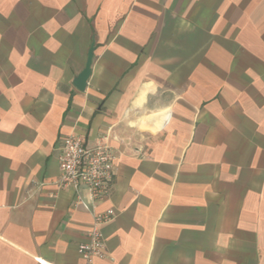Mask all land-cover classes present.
<instances>
[{
    "label": "crops",
    "instance_id": "0c3cea01",
    "mask_svg": "<svg viewBox=\"0 0 264 264\" xmlns=\"http://www.w3.org/2000/svg\"><path fill=\"white\" fill-rule=\"evenodd\" d=\"M71 134L115 156L93 264H264V0H0V264L82 263Z\"/></svg>",
    "mask_w": 264,
    "mask_h": 264
},
{
    "label": "built area",
    "instance_id": "2783aa9c",
    "mask_svg": "<svg viewBox=\"0 0 264 264\" xmlns=\"http://www.w3.org/2000/svg\"><path fill=\"white\" fill-rule=\"evenodd\" d=\"M58 177L56 185L60 189H72L74 204L83 203L91 213V224L87 241L77 246L81 264H93L95 259L105 257L103 227L111 222L116 212L109 208L102 213L95 212V203L108 198L114 176L115 156L107 137L96 140L92 146L83 144L75 134L64 136L58 145ZM82 190L88 192L84 199Z\"/></svg>",
    "mask_w": 264,
    "mask_h": 264
},
{
    "label": "water",
    "instance_id": "95a60500",
    "mask_svg": "<svg viewBox=\"0 0 264 264\" xmlns=\"http://www.w3.org/2000/svg\"><path fill=\"white\" fill-rule=\"evenodd\" d=\"M93 43L91 44L89 50H88V53H87V59H86V64H85V67L84 69L82 70V72L77 75L72 84L74 85V87L79 90V91H83L86 87V84H87V80L90 76V73H91V62H92V52H93Z\"/></svg>",
    "mask_w": 264,
    "mask_h": 264
}]
</instances>
